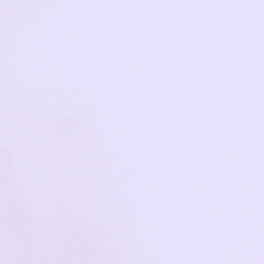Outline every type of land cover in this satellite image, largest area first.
Returning a JSON list of instances; mask_svg holds the SVG:
<instances>
[{"label":"snow or ice","instance_id":"snow-or-ice-1","mask_svg":"<svg viewBox=\"0 0 264 264\" xmlns=\"http://www.w3.org/2000/svg\"><path fill=\"white\" fill-rule=\"evenodd\" d=\"M0 264H264V0H0Z\"/></svg>","mask_w":264,"mask_h":264}]
</instances>
